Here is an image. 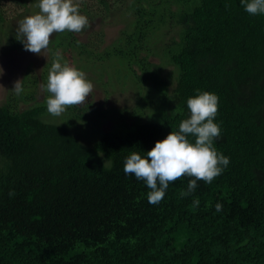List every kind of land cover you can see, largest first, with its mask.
<instances>
[{
  "label": "trees",
  "instance_id": "1",
  "mask_svg": "<svg viewBox=\"0 0 264 264\" xmlns=\"http://www.w3.org/2000/svg\"><path fill=\"white\" fill-rule=\"evenodd\" d=\"M95 1H81V13L89 23L119 17L117 37L103 46L104 29L87 42L64 31L55 33L54 50L117 60L149 93L167 86L151 61L161 51L178 72L175 111L142 120L145 99L153 104L142 96L139 108L120 111L118 127L90 145L46 119V104L20 109L19 102L35 101V90L9 96L0 105V264H264V15L247 13L240 0ZM12 2L22 12L8 19L0 6V45L20 49L14 24L39 8L36 0ZM28 77L26 89H35ZM197 90L219 98L214 146L230 163L186 197L194 177L181 176L150 204L144 182L125 174L124 158L146 155L177 130ZM70 113L94 128L109 111L86 99Z\"/></svg>",
  "mask_w": 264,
  "mask_h": 264
},
{
  "label": "clouds",
  "instance_id": "2",
  "mask_svg": "<svg viewBox=\"0 0 264 264\" xmlns=\"http://www.w3.org/2000/svg\"><path fill=\"white\" fill-rule=\"evenodd\" d=\"M39 11L26 15L18 21L17 36L26 51L40 54L49 50L52 34L64 31L80 33L89 25L88 17L81 13L78 0H36ZM241 6L251 15H264V0H240ZM0 69V73H2ZM49 95L47 110L59 116L67 106L79 105L86 100L93 83L85 72L63 60L59 51L53 55L44 85ZM19 94L23 89L17 81L14 89ZM219 98L215 93L197 90V95L187 98L189 114L180 121L177 130H172L163 140H158L146 155L131 151L124 158L125 174H134L147 186L150 204H159L164 198L169 183L183 175L194 177L188 181L182 196L191 195L198 187V181L211 184L222 174L230 158L218 152L214 140L221 135L220 125L215 122ZM194 137V141L189 137ZM14 196V192H9ZM199 199L193 206H199ZM223 205L216 203L221 211Z\"/></svg>",
  "mask_w": 264,
  "mask_h": 264
},
{
  "label": "rangeland",
  "instance_id": "3",
  "mask_svg": "<svg viewBox=\"0 0 264 264\" xmlns=\"http://www.w3.org/2000/svg\"><path fill=\"white\" fill-rule=\"evenodd\" d=\"M81 1L83 0H78V3H81ZM86 1L91 5L96 3L95 0ZM0 6L8 19H13L22 12V10H17L18 6L12 0H0ZM120 20L117 17L111 22H103V24L100 22L89 23L83 29L84 33H77V36L83 42H87L93 35L104 29L105 43L103 46H107L117 37L119 30L124 26V23ZM14 26L17 30L18 22H15ZM173 35L177 36L175 33ZM55 36L54 32L50 38L49 50H43L40 54L26 51L24 46L20 49H12L8 45H0V69L3 70L0 73V105L4 104L9 96L19 97L21 95V92L17 94L13 90L17 81H20L22 89L24 87V92L35 90V101L30 104L19 102L18 106L20 109L36 103L46 104V98L49 93L44 85L47 83L53 55L56 51H59L64 61L85 72L86 78L93 83V90L86 99L92 100L97 107L109 111L107 117L100 122L99 126L95 125L94 128L83 126L76 119H73L70 113V106H67V110L59 116L52 115L47 111L46 119L53 123L67 124L82 141L93 145L101 138L103 132L116 129L120 124V111L129 109L132 112L134 109L139 108L140 103H142V96H149L153 100V104H149L147 98L145 99L148 106L145 108L146 115L142 117V120H148V115L151 111L162 110L164 115H170L175 111L172 95L178 72L176 67L168 61L165 54L161 51L157 56L151 57V61L156 65L163 79L167 82V86L163 91L154 90L149 93L148 85L135 82L132 77L127 79L125 67L117 60L92 62L87 59L80 60L74 51L66 53L62 47L55 51ZM135 68L139 72V69ZM28 76L36 80L35 89L34 87L28 88L29 90L26 89ZM134 119L135 116L126 115L128 122L132 123Z\"/></svg>",
  "mask_w": 264,
  "mask_h": 264
}]
</instances>
